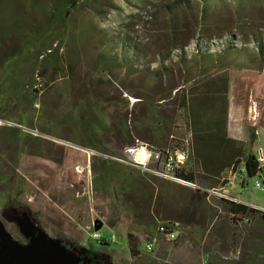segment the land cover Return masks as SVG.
Masks as SVG:
<instances>
[{
	"label": "rangeland",
	"instance_id": "374dc122",
	"mask_svg": "<svg viewBox=\"0 0 264 264\" xmlns=\"http://www.w3.org/2000/svg\"><path fill=\"white\" fill-rule=\"evenodd\" d=\"M71 1L0 0V103L12 99V89L6 90L5 85L21 70L22 100L8 102L31 107L34 115L29 122L28 116L11 110L10 116L3 113L0 119L24 123L40 133V137L21 130L14 133L10 131L14 127L0 124V220L15 224L23 235L36 234L28 244L34 246L32 253L36 245H58V239L73 242L79 250L104 241L106 250L86 255L87 264H202L203 260L211 264L240 260L264 264V225L257 224L259 214H252L250 221L241 218L234 222L223 200L194 195L188 187L132 167L138 174L137 190L125 194L95 191L92 180L97 170L93 163L99 159L90 161L88 172L80 151L54 141L85 146L79 142L91 140L97 127L111 154L123 155L127 146H155L146 129L149 120L145 114L148 100H154L166 120L168 138L185 144L189 133L184 113L177 109V98L173 93L169 99L161 98L175 82L184 83L206 72L228 76L227 122L229 118L232 124L238 122L237 136H247L246 124L252 122L254 103L249 102L244 113L232 96V87L240 76L262 73L254 39L264 43V2L253 3L239 26L230 17L232 3L225 7L214 4L209 20L217 22L219 16L229 21L227 30L235 33L230 49L226 48L228 34L215 38L206 48L208 58L202 64L192 40L183 49V65L178 61L181 52L170 39L171 17L163 11L165 4L176 0H75V7ZM197 12L192 3L173 10V22L189 27L188 36L195 34ZM55 44L51 53L40 58ZM100 53H110L119 59L116 62L122 58L132 70L100 65ZM37 77L39 92L33 89ZM68 149L81 155L73 156ZM259 164L262 173L244 177L243 187L237 180L231 194L246 202L264 201V190L254 187L256 181H264V160ZM148 167L156 168L157 164L150 160ZM156 184L157 189L165 185L170 190L163 204L169 208L165 212L161 209L158 215L149 196ZM9 204L17 210L6 208ZM168 211L176 214L170 220L179 223V236L171 242L156 235L153 250L142 252L139 246L146 238L145 224L161 222ZM95 221L101 228L86 230ZM128 233L136 238L135 256L128 250ZM0 234L10 235L1 221ZM60 248L65 251V247Z\"/></svg>",
	"mask_w": 264,
	"mask_h": 264
},
{
	"label": "trees",
	"instance_id": "16d2710c",
	"mask_svg": "<svg viewBox=\"0 0 264 264\" xmlns=\"http://www.w3.org/2000/svg\"><path fill=\"white\" fill-rule=\"evenodd\" d=\"M263 2L264 0H176L173 3L165 4L163 6V11L167 13L168 17H171V19H168L170 21H168L170 39L172 42H175V49H178V51L181 52L178 55V61H180V64L185 65L186 58H184L183 49L192 40L195 41L196 53L199 54V60H202V64L204 59L206 57L208 58L206 48L215 43V38H220L228 34L227 43L229 44L228 46L226 45V48L230 49L231 43L235 39V33L227 30L229 21L224 20L219 16L216 20L217 22H210L208 13L214 4L225 7L232 3L233 14H231L230 17H234L236 19V26H239L241 21L245 20L246 16L249 15V8L252 7V4L263 5ZM70 3L72 7L76 6L75 0H72ZM191 3L193 5L195 4V7H197L198 15L194 20V22H196V25L194 26L196 28V33L188 36L186 31L189 30V27L183 26L179 21H177V24L176 22H173L175 20L173 10L185 8L189 5L191 7ZM254 41L256 42V50L261 60L262 73L255 76H240L234 81L232 87V96L240 104L244 113H247L249 102L255 104V108H253L254 118L251 123L246 125L248 133V141L246 144L229 137L227 134L229 106L228 93L230 90V83L226 74L208 75L209 72H206L199 73L191 79L188 78L184 83L177 81L166 95L168 96L170 94V96H164L161 98V100L169 99L171 98L172 93L177 98V109L183 111L189 133V137L185 144L184 142H179L181 144L178 145L172 138H168V131L164 128L166 120L161 117L157 110L158 106L153 104L154 100H148L145 114L149 120V124L146 126V129L150 134L151 144L155 145H150V147L155 150L169 148L185 151L187 153L186 160L184 164L175 171L176 174L183 179L193 182L199 181L201 184L212 187L221 183L223 184L226 179L224 174L227 173L233 174L236 172L245 177H254L260 172L259 161L252 149L257 138V130L259 128H264V43L255 39ZM43 47L44 45L41 46L40 50H42ZM123 48L124 47L121 48L122 52ZM225 51L227 50L224 49L223 52ZM222 54H220V56ZM26 59H28V56ZM98 59L99 64L102 66L105 65L106 67L120 65L128 66L131 70L133 67L132 65H129V63H126L122 58L119 62H116L119 59L111 56L110 53H100ZM202 71L203 70H201V72ZM20 76L21 70L16 79L11 81V84L5 85L8 87L6 90H10V88L12 89V99L9 98L11 101L19 98L24 89V85L19 83ZM188 82L191 84L188 87H185ZM138 98L141 99V97ZM19 99L21 102L22 99ZM8 101H5L2 104L0 103V114L6 113V116H10L11 110H16L19 112L20 116H23V114L24 116H28L29 122L33 120L34 115L33 112H31L33 108L29 106L25 107L22 104L16 107L14 104L11 105ZM0 117H2V115H0ZM13 117L17 116L13 115ZM12 122L23 126L26 125L18 121ZM97 129L98 128L96 127L95 131L92 133L93 138L91 140L81 141L79 143L84 144L87 147H93L100 151L110 153L108 147L101 142ZM10 131L18 133L19 130L17 128H11ZM27 137L31 136L27 135ZM68 150L73 156L77 157V155H81L77 151L72 152L70 149ZM241 166L242 172L237 171ZM93 167L97 170V174L92 180V188L95 191L111 192V190H113L114 192H122L125 194L138 189L135 180L138 174H136L131 167L122 166L117 163L109 164L104 160H99L97 164L93 163ZM156 185L157 186L154 187V194L153 192H150L149 196L150 198H153V206L157 209L158 212L156 213L158 215L161 209L165 212L169 208L163 204L164 198L170 193V190L169 187L165 185L160 186L157 189L158 184ZM193 191L194 195L198 193L205 197L204 194L195 190ZM223 202L226 203L227 210L231 214V219L234 222L241 220V218L250 221L252 214H259L257 224L264 225V213L249 210L241 205L225 201ZM170 218H176V214L168 211L166 215L163 216L161 222H170ZM158 225L159 223L155 224V222L152 221L146 223L145 237L164 235V231H158ZM161 226H163V224ZM135 240L136 238L132 234H127L128 250L133 256L138 254ZM261 241L264 244V236L261 238ZM105 246L106 243L99 240V246H90V249L93 252H103L106 250ZM262 261L263 260H261V262ZM231 264L261 263L253 260H240Z\"/></svg>",
	"mask_w": 264,
	"mask_h": 264
},
{
	"label": "built area",
	"instance_id": "2783aa9c",
	"mask_svg": "<svg viewBox=\"0 0 264 264\" xmlns=\"http://www.w3.org/2000/svg\"><path fill=\"white\" fill-rule=\"evenodd\" d=\"M55 47L56 44L54 45L53 48H49L43 54H41L40 58H43L47 54L51 53ZM40 87L41 84L37 77L36 84L33 86V89L39 92L38 89ZM0 124L17 128L18 130H21L24 133L30 134L35 137H40V133L36 129L28 128L26 126H23L21 124L12 121L0 119ZM54 141L59 144L66 145L68 147L80 151L85 156L88 172H89L90 161L93 158H96L99 160H104L108 162L129 166L132 168L140 169L142 171H147L164 180H168L173 183H177L179 185L188 187L192 190L198 191L201 194H204L206 198H210V197L218 198L228 203L244 206L247 209L258 213H264V207L253 203L244 202L240 200L237 196L230 193L231 186L236 182V180L232 179L231 177L227 176L223 184L221 183L217 186L207 187L193 181L185 180L182 177L178 176L175 171L184 164L187 157V153L185 151L173 150L169 148L155 150L152 149L151 147L149 148L147 145L140 144L134 146H127L124 148L123 155H115L108 152L100 151L93 147L72 144L68 141H59V140H54ZM257 159L258 161H263L264 157L258 156ZM150 160L152 163L157 164L156 168L148 167ZM238 171L242 172V168L240 167ZM254 187L256 189L264 190V181L261 182L256 181ZM93 224L94 222L92 223V225L86 226L85 227L86 230H93ZM162 224L163 226H161ZM157 229L160 232L164 231L165 234L162 236H164L167 239V241H171V242L175 241L180 234L179 223L175 221L159 222ZM94 237L97 239L98 234L95 233ZM142 241H144V244L142 247L139 246V249L142 252H147L153 250V248L157 243V238L155 237V235H153L143 239ZM202 264H211V263L208 260H203Z\"/></svg>",
	"mask_w": 264,
	"mask_h": 264
},
{
	"label": "flooded vegetation",
	"instance_id": "af4514ba",
	"mask_svg": "<svg viewBox=\"0 0 264 264\" xmlns=\"http://www.w3.org/2000/svg\"><path fill=\"white\" fill-rule=\"evenodd\" d=\"M6 208H10L14 211L17 210V208L12 206L11 204L7 205ZM0 221L3 223V226L6 228L7 232L10 234L9 236H3L2 234H0V264H21L17 260V258H15V256L20 253L26 254L32 253V251H34L33 249H31L34 248V246H28V244L30 243V238H35L36 234L23 235L20 233L18 227L15 224L11 222L5 223L2 220ZM7 226L9 228H7ZM35 247V252L38 251L40 253L42 250L46 248L48 249V257L45 258L46 261H44L43 264H87L89 260L86 255H88L89 253H102L93 252L90 248L79 250L77 249V245H75L73 242L67 243L65 240L61 239H58V245L56 246L49 247L45 246L44 244H40L36 245ZM60 247H65V251H60ZM27 260H29L27 263L30 264H38L37 262H39L30 258H28Z\"/></svg>",
	"mask_w": 264,
	"mask_h": 264
},
{
	"label": "crops",
	"instance_id": "0c3cea01",
	"mask_svg": "<svg viewBox=\"0 0 264 264\" xmlns=\"http://www.w3.org/2000/svg\"><path fill=\"white\" fill-rule=\"evenodd\" d=\"M254 108H255V104H254ZM251 113H252L251 114V119H253L254 118L253 111ZM236 124H232L231 121H230V118H229V120L227 122V134H228V136L231 137V138H233V139H236V140L242 141L244 143H247V141H248V135L247 136L246 135L245 136L243 135L242 137L237 136L236 128L238 127V124L239 123L236 122ZM235 125H236V127L233 128ZM256 136H257V138H256V141H255V144H254L252 150H253L254 154H256V157H258V156H263L264 157V147H263V142H264V128H259L257 130V132H256ZM259 166H260V164H259ZM241 168H242V166H241ZM239 172H241V171H239ZM261 173H262V167L260 166V172L257 175H259ZM227 176L228 177H231L232 179H234L236 181L239 180L240 181L239 184L242 187L244 186V177H245L244 175H240L239 173H236V172L233 173V174L232 173L224 174V177H227ZM235 184H236V182H235ZM244 202H246V201H244ZM249 203H251V202H249ZM253 204H256V205H259V206L264 207V205H263L264 204V201L263 200H256V203H253Z\"/></svg>",
	"mask_w": 264,
	"mask_h": 264
},
{
	"label": "water",
	"instance_id": "95a60500",
	"mask_svg": "<svg viewBox=\"0 0 264 264\" xmlns=\"http://www.w3.org/2000/svg\"><path fill=\"white\" fill-rule=\"evenodd\" d=\"M102 224L100 222L95 221L93 224V230L97 231L101 228ZM48 249H44L40 252H33V253H20L18 255L15 256V258H17V260L21 263V264H26L29 260H27L28 258L30 259H34L37 260L39 262H37L38 264H43L44 261H46L45 258H47L48 256ZM50 257V256H49ZM30 264V263H27Z\"/></svg>",
	"mask_w": 264,
	"mask_h": 264
}]
</instances>
